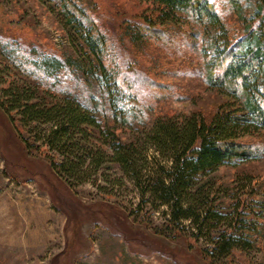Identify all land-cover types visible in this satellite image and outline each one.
Masks as SVG:
<instances>
[{"label": "rangeland", "instance_id": "obj_1", "mask_svg": "<svg viewBox=\"0 0 264 264\" xmlns=\"http://www.w3.org/2000/svg\"><path fill=\"white\" fill-rule=\"evenodd\" d=\"M209 1L231 44L251 37L255 18L264 25V0ZM66 12L107 38L102 59L74 43ZM159 12L150 0H0V81L74 100L123 141L158 118H211L234 102L209 83L216 28L184 13L154 33H136L130 24ZM14 118L0 107V264H264V131L243 140L258 150L256 159L211 176L227 211L240 199L255 202L262 215L254 249L212 260L204 253L210 245L189 227L173 228L168 210L144 200L129 179L106 182L123 176L116 165L69 188L51 167L56 153Z\"/></svg>", "mask_w": 264, "mask_h": 264}, {"label": "trees", "instance_id": "obj_2", "mask_svg": "<svg viewBox=\"0 0 264 264\" xmlns=\"http://www.w3.org/2000/svg\"><path fill=\"white\" fill-rule=\"evenodd\" d=\"M150 1L160 12L146 18L145 24L130 23L136 33H154L158 26L177 21L179 13L216 28L209 83L226 91L233 103L220 107L211 118L197 113L158 118L149 131L129 141H123L115 128L104 129L96 113L80 103L40 97L36 89L16 81L8 85L0 81V107L12 121L15 115L20 117L36 141L56 153L59 158L50 157L51 167L69 188L88 183L116 165L123 176L112 182L105 175L106 182L120 185L129 179L144 200L168 210L173 228L189 227L197 241L210 245L204 250L208 258L223 260L236 252L248 253L254 249L252 235L262 214L250 199L238 200L227 211L215 198L219 190L211 176L225 166L236 167L257 157L258 150L243 140L264 131L263 21L255 18L251 37L231 44L209 0ZM66 17L76 34L74 43L83 42L102 59L107 38L85 30L72 12H66ZM56 62L67 66L63 60ZM118 80H122L120 73ZM120 84L126 91L125 82Z\"/></svg>", "mask_w": 264, "mask_h": 264}]
</instances>
